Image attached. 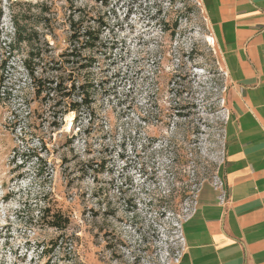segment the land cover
<instances>
[{
	"label": "rangeland",
	"instance_id": "374dc122",
	"mask_svg": "<svg viewBox=\"0 0 264 264\" xmlns=\"http://www.w3.org/2000/svg\"><path fill=\"white\" fill-rule=\"evenodd\" d=\"M12 1L0 0V264H174L202 182L221 180L235 95L201 0H22L51 6L46 60L62 59L72 9L101 31L73 76L94 83L79 113L37 96L26 47L4 46ZM48 208L64 229L46 226Z\"/></svg>",
	"mask_w": 264,
	"mask_h": 264
},
{
	"label": "crops",
	"instance_id": "0c3cea01",
	"mask_svg": "<svg viewBox=\"0 0 264 264\" xmlns=\"http://www.w3.org/2000/svg\"><path fill=\"white\" fill-rule=\"evenodd\" d=\"M235 88L220 190L204 182L174 264H264V0H201Z\"/></svg>",
	"mask_w": 264,
	"mask_h": 264
},
{
	"label": "trees",
	"instance_id": "16d2710c",
	"mask_svg": "<svg viewBox=\"0 0 264 264\" xmlns=\"http://www.w3.org/2000/svg\"><path fill=\"white\" fill-rule=\"evenodd\" d=\"M67 1L70 8H72L71 6L75 0ZM14 5L36 9L37 13L33 17L17 16L11 10ZM8 8L13 32L8 40L2 42L4 46L7 45L9 51H18L22 45L26 47L27 53L23 61V67L32 83L35 94L40 96L44 93L47 95V99L51 98L50 95L52 97L58 96L61 98L60 103L66 98V113H79L83 107L89 106L92 99L89 98L88 91L94 87V83L87 77L77 83L76 77L73 76L80 72L85 73L93 66L95 60L82 54V52L96 50L100 45L101 31L98 27L89 23L85 25L83 9H72L74 10L72 15L67 18L69 33L66 42L68 45L66 51L58 55L59 58H62V61L60 59L57 61H53V59L46 60L47 57H45L43 51L50 49L47 36L54 35L51 6L46 1L15 0L8 5ZM1 16L2 10L0 8V19ZM176 28L177 23H174L171 28H165L164 31L170 32L173 36ZM50 62L55 64L49 69L50 75L46 77L38 75L39 68L42 70V66L48 65ZM1 80L3 78L0 76V86L2 84ZM184 192V190L180 191L179 194L177 192L175 197L181 200V198H184ZM44 215L48 216L46 226L56 230L64 229L66 223L69 222L59 209H45Z\"/></svg>",
	"mask_w": 264,
	"mask_h": 264
},
{
	"label": "built area",
	"instance_id": "2783aa9c",
	"mask_svg": "<svg viewBox=\"0 0 264 264\" xmlns=\"http://www.w3.org/2000/svg\"><path fill=\"white\" fill-rule=\"evenodd\" d=\"M214 187L220 190L219 201H222L224 198H223V191H221L222 190L221 180H219L218 183L214 184Z\"/></svg>",
	"mask_w": 264,
	"mask_h": 264
}]
</instances>
